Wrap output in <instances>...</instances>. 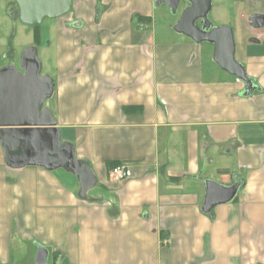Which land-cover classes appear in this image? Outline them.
<instances>
[{
  "label": "crops",
  "instance_id": "1",
  "mask_svg": "<svg viewBox=\"0 0 264 264\" xmlns=\"http://www.w3.org/2000/svg\"><path fill=\"white\" fill-rule=\"evenodd\" d=\"M155 2L72 0L40 27L43 106L92 179L10 167L0 144V264H264V0H211L208 12L232 29L248 94L212 43L173 31L178 18L156 23ZM11 3L0 0V29ZM118 163L130 178L110 177ZM206 179L241 183L211 216Z\"/></svg>",
  "mask_w": 264,
  "mask_h": 264
},
{
  "label": "water",
  "instance_id": "2",
  "mask_svg": "<svg viewBox=\"0 0 264 264\" xmlns=\"http://www.w3.org/2000/svg\"><path fill=\"white\" fill-rule=\"evenodd\" d=\"M17 18L24 24L39 26L46 18H59L71 9L72 0H13ZM179 0H156L155 5L167 4L173 11ZM173 31L195 43L209 42L214 46L212 60L224 71L245 84V94L255 89L241 63L234 58L235 46L229 26H213L207 17L211 0H185ZM251 22L256 17L249 18ZM19 69L15 65L0 68V144L4 161L10 167L38 165L52 170L58 167L76 175L82 187L92 176L84 162L75 158L70 144L60 141L59 129L50 110L43 106L53 91L49 77L40 75L41 66L36 47L28 46L20 53ZM205 194L201 211L212 215V209L230 202L241 183L221 184L204 180Z\"/></svg>",
  "mask_w": 264,
  "mask_h": 264
},
{
  "label": "rangeland",
  "instance_id": "3",
  "mask_svg": "<svg viewBox=\"0 0 264 264\" xmlns=\"http://www.w3.org/2000/svg\"><path fill=\"white\" fill-rule=\"evenodd\" d=\"M185 3H186L185 0H179L178 6L174 11L165 3L159 4L157 6L158 8H156V11H155L156 23H164L166 22L165 20L174 21L175 19H177L183 7H185L184 6ZM12 4L15 5V8L17 9L16 4L14 3ZM16 13H17V10H16ZM207 17H208V14H207ZM162 18H165V19H162ZM54 19L55 18L44 19L38 26V31H40V27L49 25L50 23H52V21H54ZM9 20L10 21L7 20L3 28L0 29V37H2L6 42V46L3 45L0 47V67H2L3 65H6L7 63H14L15 65L18 66L19 53L23 49H25L26 47L30 45L35 46L37 48L40 47L39 43H34L33 41L32 26L22 23L18 18L16 19L11 18ZM210 22L212 21L210 20ZM48 27H51V26H48ZM45 101H47V99Z\"/></svg>",
  "mask_w": 264,
  "mask_h": 264
},
{
  "label": "built area",
  "instance_id": "4",
  "mask_svg": "<svg viewBox=\"0 0 264 264\" xmlns=\"http://www.w3.org/2000/svg\"><path fill=\"white\" fill-rule=\"evenodd\" d=\"M108 172L110 177L116 180H125L131 177V170L124 163L113 165Z\"/></svg>",
  "mask_w": 264,
  "mask_h": 264
},
{
  "label": "trees",
  "instance_id": "5",
  "mask_svg": "<svg viewBox=\"0 0 264 264\" xmlns=\"http://www.w3.org/2000/svg\"><path fill=\"white\" fill-rule=\"evenodd\" d=\"M34 28V32H33V40L35 43H38V26H32ZM116 165V164H114Z\"/></svg>",
  "mask_w": 264,
  "mask_h": 264
},
{
  "label": "flooded vegetation",
  "instance_id": "6",
  "mask_svg": "<svg viewBox=\"0 0 264 264\" xmlns=\"http://www.w3.org/2000/svg\"><path fill=\"white\" fill-rule=\"evenodd\" d=\"M12 3H14V4H15V2H13V1H12ZM12 3H11V4H12ZM186 5H188V3H187V2L185 3V5H184V6H186ZM13 6L15 7V5H13V4H12V7H13ZM66 14H67V13H66ZM13 17H14V15H13ZM16 18H17V16H16ZM33 29H34V28H33ZM22 51H23V50H22ZM19 58H20V54H19V57H18V64H19ZM15 66H16V67L19 69V67H18L17 65H15Z\"/></svg>",
  "mask_w": 264,
  "mask_h": 264
}]
</instances>
